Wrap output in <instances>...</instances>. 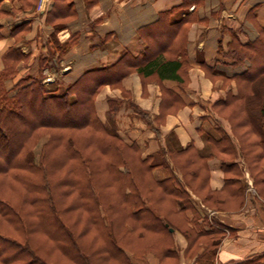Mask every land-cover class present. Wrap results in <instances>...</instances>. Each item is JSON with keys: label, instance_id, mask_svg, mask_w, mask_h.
<instances>
[{"label": "trees", "instance_id": "16d2710c", "mask_svg": "<svg viewBox=\"0 0 264 264\" xmlns=\"http://www.w3.org/2000/svg\"><path fill=\"white\" fill-rule=\"evenodd\" d=\"M28 1L21 0V11L34 3V0ZM51 1L48 13L59 12L55 16H59L61 24L50 32L54 37L58 28L71 27L70 23L79 14L75 0ZM82 1L89 9L90 3L96 0ZM183 5L184 8L177 10L187 11L188 4ZM170 12L161 13L154 22L144 26L150 33L161 28L158 35L151 34V37L172 38L170 26L165 23ZM190 15L184 20L193 21L196 15ZM209 15L214 17L212 13ZM160 21L164 22L159 27L155 23ZM181 22L174 25L178 27ZM221 38L219 34L214 65L203 66L206 77L213 83L222 80L227 87L224 98L214 102L211 108L226 120L232 137L220 125L211 128L219 132L218 139L211 132L204 135L210 144L209 156L221 160L224 185L218 191L206 189L208 173L203 161L209 156L192 151L183 161L174 163L180 178L170 174L158 180L153 175L157 166L148 164L149 157L142 158L137 146L127 144L116 133L107 132L94 117L98 90L106 85L122 88V78L131 73H136L143 84L174 81L183 91L189 69L186 42L170 40V44L174 43L173 49H168L169 43H166L155 51L147 48L137 56L127 52L111 66L82 71L77 62L82 59V65L94 61L92 53L96 46L90 44V51L77 54L80 58L71 66L77 75L65 86L63 80L68 74L58 71L54 54L61 56V52L67 51L70 56H76L72 49L77 41L86 42L82 31H72L64 43L53 39L55 53L50 51L51 59L40 56L23 75H19L18 65L25 64L28 55L15 47L2 54L0 264H150L149 256L157 259L156 264H178L174 231L186 240L184 257H194L195 264H214L224 232L212 228L205 219L197 222L196 211L190 203L194 200L188 191L213 210L240 208L247 185L239 179L240 171L234 160L241 155L249 162L251 154L261 166L258 174L257 165L252 164V171L249 164L254 184L256 188L259 185L264 188V28L244 42L234 34L226 43ZM156 44L157 39L147 42V46ZM177 46L179 49L175 50ZM49 61L50 65L45 66ZM44 67L60 79L57 84L63 86L61 92L46 90L42 82ZM165 92L172 94L169 90ZM118 104L110 100L109 112H115ZM168 105L171 108L161 111L162 115L179 109L182 103L172 98ZM163 106L166 101L162 102ZM38 107L46 108L53 116H34ZM136 112L157 134L155 124L159 119L146 112ZM79 114L82 118L75 120ZM46 134L49 138L36 158L33 147ZM233 137L237 146L232 142ZM59 147L66 151L67 160L63 159V163L56 154ZM259 196L264 200V190H259ZM225 202H229L226 207ZM260 262V258H253L232 264Z\"/></svg>", "mask_w": 264, "mask_h": 264}, {"label": "crops", "instance_id": "0c3cea01", "mask_svg": "<svg viewBox=\"0 0 264 264\" xmlns=\"http://www.w3.org/2000/svg\"><path fill=\"white\" fill-rule=\"evenodd\" d=\"M21 3V0H0V69L2 54L10 47L19 48L23 54L28 55L27 62L19 68L20 74L23 75L38 56V50L41 52L50 47L53 39L48 34L61 24L59 16H55L59 15V12L48 13L52 7L51 0H34L32 4L38 3V10L23 7L21 11L19 9ZM74 4L79 17L70 23L71 27L58 28L57 39L65 42L72 36V31L88 32V29L82 26L92 24L104 42L103 48L96 49L99 52L92 53L94 61L88 63L82 71L111 66L127 52L137 56L147 50L155 51L154 49H159L166 43H169L170 49L174 44H170V40L187 43L188 83L183 91L174 81H149L143 84L136 73H131L122 78L120 89L104 86L95 99V108L99 116H106L109 111L108 102L113 100L119 102V108L113 112V116H139L137 110L146 112L150 117H157L159 119L158 127L155 125L157 134L141 120L138 128H130L131 130L127 132L132 135L134 143L142 152V158L149 157L153 160L156 157L154 164L158 163L157 156H161V160L163 156L165 162L170 165L180 163L192 151L209 156L210 144L204 135L211 132L213 138L218 139L219 132L211 129L214 126L209 124L208 106L223 99L227 87H224L222 80L213 83L206 77L204 67L213 66V61L217 59L219 34H222L223 43L229 41L232 34L240 42H244L249 36L256 35L264 28V0H96L90 3L89 9H86L82 0H75ZM183 4H188L187 11L177 10L184 8ZM168 11H171V14L165 23L170 26L169 36L172 38L164 40L151 37V34L158 35L161 28L150 33L149 28L146 29L144 26L154 22L161 13ZM210 13L214 17H211ZM188 14H191V17L196 15L193 21L184 20ZM202 14L207 17L201 18ZM11 16L15 19L10 20ZM180 21L182 22L176 27L174 24ZM163 22L155 24H159L160 27ZM62 31L65 32V37L61 39L59 33ZM151 39H157V44L147 46ZM89 45L90 43L84 47L76 43L72 52L78 54L79 51H90ZM178 49V46L175 47V50ZM42 72L48 70L43 69ZM167 90L172 93L173 100L178 99L182 106L177 110L163 113V116L161 111L171 108L168 102L172 98L169 94L166 95ZM164 101L166 106L162 107ZM228 126L220 125L223 131L232 137ZM232 142L237 146L236 138L233 137ZM239 156L234 162L240 171L239 179L247 185L243 193L244 203L238 209L221 210L214 215L219 222L232 230L217 248L214 264H232L237 260L253 258H260V264H264V200L260 199L261 203L247 193L249 185L254 190L256 186L252 175H241L240 158L246 164L247 160L244 156ZM203 162L208 173L206 189L220 190L224 185L221 160L209 156ZM157 169L159 167H155L153 175L157 179H164L165 174L161 173L159 177L156 174ZM173 242L179 257L178 264H195L193 259L184 257L187 243L177 231L173 233ZM148 261L150 264H156L157 259L149 256Z\"/></svg>", "mask_w": 264, "mask_h": 264}, {"label": "rangeland", "instance_id": "374dc122", "mask_svg": "<svg viewBox=\"0 0 264 264\" xmlns=\"http://www.w3.org/2000/svg\"><path fill=\"white\" fill-rule=\"evenodd\" d=\"M28 8L26 9H36L38 10L39 8V5L37 3V5H29L27 6ZM11 10V9H10ZM14 16H11L10 20H14ZM82 27H86L88 30V32L84 31V37L86 38V40H88V42H82L81 43H78L77 42V45L79 46H87L88 43H90L91 45H94L96 46V49H99V48H103L104 46V42L102 41V36L99 35L97 32H95V25H88V26H85V24L82 26ZM69 30V28H68ZM67 30V31H68ZM53 31V30H52ZM51 31V32H52ZM53 34V33H52ZM57 34L56 33L53 36H51V33H49L48 35L50 37H52V39H56L58 43H64V42H61L57 39ZM89 34V35H88ZM60 35V38H64L65 36V32L62 31L59 33ZM23 36V35H21ZM93 40V41H92ZM22 41V40H21ZM39 43V42H38ZM50 49L47 48L46 50H41L40 52V49L38 50V56L35 58L34 60V64L37 62V60L40 58L39 55H42V56H48V60L51 59L49 57H51L50 55V51L55 53L54 52V48H53V40L50 42ZM38 46V45H37ZM80 52L82 51H79L78 54H80ZM95 52H99L98 50H95ZM66 54V55H65ZM64 55V56H62ZM59 54H54V57L56 58L55 60H58V71L60 72H65V74H68L66 75V77L64 78L63 82H64V86L65 85H68L77 75V72L76 70H74V68L71 70V66L76 62V58H80V55H77L76 56H70V54L65 51L64 53L61 52V56H59ZM70 56V57H69ZM100 58V56H99ZM61 59V60H59ZM81 62H82V59L77 62L76 64L78 66H80V69H84V67L86 65H88L89 62H86L85 64H82L81 65ZM22 65V63H20L18 65V67H20ZM50 65V61L49 63H45V66H49ZM44 69H48L46 67H44ZM26 73V72H25ZM43 73V77H42V82H43V85H45V88H47L46 90H49V91H52V92H61V90L63 89V86L62 87H59V85L57 84L58 82H60V79L55 77L54 75H52V73L50 71L48 72H42ZM79 74V73H78ZM19 75H21L19 73ZM104 88L101 87L97 94L95 95V98L101 93V89ZM119 105V104H118ZM116 106V109L115 111L118 110L119 106ZM208 106V105H207ZM212 106H208V119H209V124L214 126V125H225L227 126V122L226 120H224L223 118H221L215 109L211 108ZM48 113V114H47ZM109 113V114H108ZM107 115L106 116H99L97 114V111H96V108H95V100H94V117L107 129V132H109L110 134H113V133H116L118 134L121 139L126 142L127 144H130V145H135L136 144L134 143L133 141V137L131 134H128L127 132L130 131L131 129L130 128H138V126L141 125L140 123V120L144 123V120L141 118V116H113V112H109L108 111ZM34 116H53L52 113H49L46 111V108L44 107H38V110L35 112ZM164 116V115H163ZM82 118V115L79 114V115H75V120H80ZM156 123V120L154 121V124ZM159 124V123H158ZM158 124H155L157 127H158ZM146 125V124H145ZM229 127V126H228ZM149 128V127H148ZM152 132L153 130L151 128H149ZM49 138V135L46 134L33 148H34V151H35V155H36V158H37V155L39 153V150L41 149V147L43 146V144H45L47 142ZM58 155H60V158H61V162L60 163H63V159H66V151L64 150V148H58L57 150ZM255 153H258V151H256ZM139 154L141 155L142 152L139 150ZM155 158L152 160V159H149L148 160V164H151V165H155L157 166V168L159 167V169H157L158 171H156V174L160 177L161 173H164L165 176L164 178H168L170 176V174L172 175H177L178 178H180V174H179V171L178 169L176 168L175 164H168L165 162V158L162 156V160H161V156H157L158 159H156L158 162L157 164H154L155 163ZM8 159H10V156L8 157ZM254 159V160H253ZM67 160V159H66ZM37 161V159H36ZM252 161V163H250ZM259 161L251 154V160L249 162H247V164L245 163V161H243L241 158H240V165H241V175H247L249 174L251 176V173H250V170H249V167L251 166L252 168V171L254 170V167L252 166V164L255 166L257 165V169L255 170V172H257L259 174L260 172V167L259 165L257 164ZM249 164H251L249 166ZM262 166H264V163H262ZM155 169V168H154ZM154 169H153V172H154ZM155 177V176H154ZM242 177V176H241ZM156 178V177H155ZM157 179V178H156ZM160 180V179H158ZM180 180V179H179ZM244 180V179H243ZM262 186L259 185L258 188H255V190L250 187V185L248 186L247 188V193L249 194V196L252 198V197H255L257 201L261 202V198L259 196V190H264V188H261ZM189 195H190V198H192L194 200V203L193 202H190L191 205L193 206V209L196 211V214H197V222H201L202 220H206L204 222H209V225L212 227V228H216V229H219L221 230L222 232H224V237L222 238L221 242L226 239L228 237V234L230 235L231 234V229L219 222L215 217L214 215L217 214L219 211L218 210H213V209H210L208 208L207 206L203 205V203L200 202V199L199 197H197L195 194H193L192 192L188 191ZM225 197V195L223 196V198ZM226 200V199H225ZM226 203V202H225ZM262 203V202H261ZM229 204V202H227L226 204H224V206L226 207L227 205ZM226 210V209H225ZM216 211V212H215ZM225 212V211H224ZM247 214V213H245ZM213 221H216V222H213ZM207 226V225H206ZM207 228V227H206ZM209 228V227H208ZM192 259H194V257H192Z\"/></svg>", "mask_w": 264, "mask_h": 264}, {"label": "water", "instance_id": "95a60500", "mask_svg": "<svg viewBox=\"0 0 264 264\" xmlns=\"http://www.w3.org/2000/svg\"><path fill=\"white\" fill-rule=\"evenodd\" d=\"M170 231H173L172 229H169Z\"/></svg>", "mask_w": 264, "mask_h": 264}]
</instances>
